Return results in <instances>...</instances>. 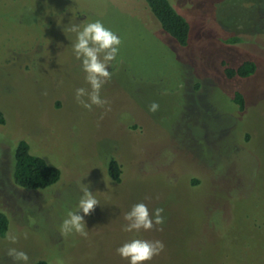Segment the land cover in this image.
<instances>
[{
    "label": "rangeland",
    "instance_id": "rangeland-1",
    "mask_svg": "<svg viewBox=\"0 0 264 264\" xmlns=\"http://www.w3.org/2000/svg\"><path fill=\"white\" fill-rule=\"evenodd\" d=\"M168 1L190 25L184 48L145 0H0V213L19 237H0V264H23L10 248L28 264H129L116 249L135 238L164 244L146 264H264V0ZM96 20L121 45L100 92L108 104L88 110L75 98L90 85L68 28ZM247 60L251 77H225L223 64ZM19 140L60 170L55 185L14 182ZM84 188L99 201L88 236H64ZM137 203L163 208V225L123 231Z\"/></svg>",
    "mask_w": 264,
    "mask_h": 264
},
{
    "label": "clouds",
    "instance_id": "clouds-1",
    "mask_svg": "<svg viewBox=\"0 0 264 264\" xmlns=\"http://www.w3.org/2000/svg\"><path fill=\"white\" fill-rule=\"evenodd\" d=\"M68 31L76 34V41L72 45L73 52L76 59L81 61L83 71L86 73V83L90 85V90L84 87L77 88L75 98L88 110H91L93 105L103 108L108 104V101L101 98L100 92L104 84L111 79L112 74L109 71V66L119 53L121 39L99 20L72 24ZM158 108L159 105L153 102L149 106V111L156 112ZM82 191L83 196L79 201L78 210L69 211L68 218L61 225L60 231L64 236L73 232L85 238L88 236L84 217L95 210L99 201L89 191V188H84ZM80 211L83 212V215L79 214ZM163 212V208L150 211L145 203H137L124 214V220L127 223L123 226V231L139 233L141 230L150 231L157 225H163L165 222ZM24 237L27 238V233H24ZM5 238L13 244L17 243L19 239L11 231L5 234ZM163 250L164 244L160 240L149 241L135 238L118 247L116 252L122 259L128 260L129 264H146ZM7 255L16 262L28 264L29 256L24 251L10 248Z\"/></svg>",
    "mask_w": 264,
    "mask_h": 264
},
{
    "label": "trees",
    "instance_id": "trees-1",
    "mask_svg": "<svg viewBox=\"0 0 264 264\" xmlns=\"http://www.w3.org/2000/svg\"><path fill=\"white\" fill-rule=\"evenodd\" d=\"M152 16L159 23L162 31L167 34L179 47L184 48L188 44L190 25L168 0H145ZM228 42H233L229 40ZM224 74L227 79H247L256 71V64L247 60L239 66L232 68L223 64ZM233 102L240 110L244 109V99L241 93L235 92ZM5 124V118L0 111V125ZM14 147L13 154V180L25 190H44L55 185L61 178L58 168L49 165L43 158L30 153L29 145L25 140H19ZM109 178L119 182L121 169L115 159H110L107 166ZM8 230V219L0 213V237H3ZM35 264H49L39 260Z\"/></svg>",
    "mask_w": 264,
    "mask_h": 264
}]
</instances>
